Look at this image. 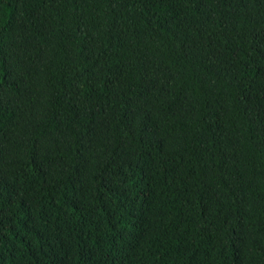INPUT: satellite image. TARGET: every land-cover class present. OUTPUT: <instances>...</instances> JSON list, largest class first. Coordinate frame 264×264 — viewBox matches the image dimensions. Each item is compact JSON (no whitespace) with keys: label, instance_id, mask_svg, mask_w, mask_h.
<instances>
[{"label":"trees","instance_id":"1","mask_svg":"<svg viewBox=\"0 0 264 264\" xmlns=\"http://www.w3.org/2000/svg\"><path fill=\"white\" fill-rule=\"evenodd\" d=\"M0 264H264V0H0Z\"/></svg>","mask_w":264,"mask_h":264}]
</instances>
